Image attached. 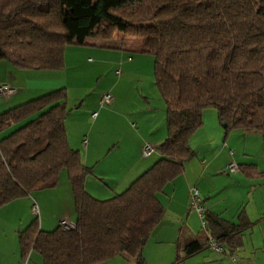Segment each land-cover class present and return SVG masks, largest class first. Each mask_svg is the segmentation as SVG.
I'll return each mask as SVG.
<instances>
[{
    "label": "trees",
    "instance_id": "1",
    "mask_svg": "<svg viewBox=\"0 0 264 264\" xmlns=\"http://www.w3.org/2000/svg\"><path fill=\"white\" fill-rule=\"evenodd\" d=\"M119 26L140 36L152 57L153 84L164 106L160 158L123 192L98 201L84 190L91 169L66 141L65 89L1 113L0 133L22 124L0 138V208L55 188L65 170L75 212L73 230L44 232L32 216L18 235L22 261L30 253L42 264L141 259L163 216L156 196L193 157L189 139L202 125L203 110H215L224 136L242 131L264 139V0H0V62L59 71L66 47L82 46L91 35L110 38ZM237 168L245 177L260 176L251 165ZM202 218L204 246H186L174 264L208 249V236L229 256L253 225L243 215L237 224L205 212Z\"/></svg>",
    "mask_w": 264,
    "mask_h": 264
},
{
    "label": "crops",
    "instance_id": "2",
    "mask_svg": "<svg viewBox=\"0 0 264 264\" xmlns=\"http://www.w3.org/2000/svg\"><path fill=\"white\" fill-rule=\"evenodd\" d=\"M84 43L82 46L92 47L90 52L107 55H99L95 65L90 64L91 73L96 75V83L91 89H82L86 94L74 100L71 107L64 103V108L69 111L64 120V130L68 146L77 151L82 164L91 169V174L84 179L85 192L98 201H104L123 192L160 158L157 149L166 135L164 106L152 93L155 87L149 81V74L146 88H134L137 83L140 88L144 84L147 60L142 58L151 56L143 52L140 36L127 35L119 26L110 38L91 35ZM74 46L64 49V67L59 71L17 70L6 62H0V84L8 83L15 89L10 98L0 95V114L57 89H65L69 98L72 88L66 82V66L70 64L75 69L79 62L87 64L77 56L80 52L69 49ZM111 50L119 52L116 53L117 60L112 59L111 54L114 53ZM66 54L71 57L69 61ZM103 92L110 93L114 99L106 109L98 106ZM92 113H96L95 118H91ZM201 118V127L189 139L193 157L184 164L183 173L156 196L163 208V216L149 237L151 245L148 252L153 256L142 250V264H152V257H155L156 264H170L177 255H183L186 246L195 242L204 246L205 233L202 227L200 229L198 214L188 209L191 187L198 192L200 206L206 214L228 224H237L238 217L243 215L253 224L242 233L241 247L232 252L236 264H264V139L258 133L242 131L224 136L213 111L203 110ZM9 129L1 132L0 138L7 136ZM145 142L153 145L155 152L142 159L140 148ZM230 162L237 166L251 165L260 176L248 178L239 171L228 173L226 166ZM58 199L64 207L59 212L51 209V206L57 208ZM32 203L37 205L40 225L52 223L53 227H58L61 220L74 224L70 186L67 179L59 181L58 178L55 188L33 192L0 208L1 248L13 246L16 239L11 235L16 223L18 227L23 225L26 228L33 220L29 212ZM16 214H19L18 220ZM27 258L29 261L31 256ZM0 264H19L18 257L10 258L3 252ZM182 264L231 263L226 254L203 249Z\"/></svg>",
    "mask_w": 264,
    "mask_h": 264
},
{
    "label": "rangeland",
    "instance_id": "3",
    "mask_svg": "<svg viewBox=\"0 0 264 264\" xmlns=\"http://www.w3.org/2000/svg\"><path fill=\"white\" fill-rule=\"evenodd\" d=\"M66 16L67 17L69 16V12L68 11H67V15ZM89 43L90 44H94L93 42H89ZM91 48H92L91 46H87V47L86 46H74V48H69V49H76V50H73V51L80 52L81 54L80 55H77V56H80L81 58H83L82 60L87 61V64H85L84 62H79V64L77 63V68H75V69H72V68H74V66L72 67V65H70V64L66 66L67 68H66V70L64 72V74L66 76V82H67L68 86L70 88H72V89L69 90V98H67V101L65 102L67 107H71L72 104H73L72 102L74 100H76L77 98H79L80 96H81L80 98H82L86 94V93L83 94L84 90L91 89V87L96 83V75L94 73H91L90 66L92 64L95 65V62H96L97 58H99L98 57L99 55H107V54L100 53V52L99 53H97V52L96 53L90 52L91 51L90 50ZM111 51H112L111 53H114V54H111V56L113 57L112 59L113 60H117V57H116L117 54L116 53H119V52L117 50H111ZM84 52H87V54L84 55ZM82 53H83V55H82ZM108 55H110V54H108ZM70 58L71 57L68 54H66L67 61H69ZM142 59L143 60L144 59L147 60V72L143 76V82H144V84L141 86V88L139 86V83H137L134 86V88H137L138 90L143 89V87L146 88L147 80H148V74H149V81H151V83L153 85L152 67H151L152 57L151 56H145V58H142ZM78 71H80V72H78ZM80 88H81V90H80ZM82 89H84V90L82 91ZM104 93L105 92H103L101 94H104ZM152 93H153V95H155V98L157 97L159 99L160 103H162V101L160 100V98L158 96V93H157V91L155 89H153ZM153 98L154 97H151L152 100H153ZM152 103H153V101H152ZM162 105H163V103H162ZM102 109H106V108H102ZM206 110L213 111L214 113H216L215 110L212 109V108H208ZM155 115L157 116L158 114H155ZM21 124L22 123H20L18 125H12L10 127V129H9V131H8L7 134H9L10 132H12L15 129H17ZM262 156H263V159H264V154ZM58 178H59V181L61 179H66L65 170H61L60 171V173L58 175ZM60 201L58 199V204H57L58 206L56 205L57 208L51 206V209L52 210H57L58 212L61 209H64L63 202L60 203ZM59 205H60V207H59ZM36 207H37V205H36ZM58 207H59V209H58ZM37 211H38V208H37ZM72 211H73L72 212L73 215H75L74 214V210H72ZM19 212L21 214V210ZM29 212H30V210H29ZM18 216H19V214H16V216H15V218H17V220H18ZM31 216L32 215L30 213V217ZM28 218H29V216H28ZM32 219H34V217H32ZM74 220H75V218H74ZM37 221H38V224H39V229H41L44 232H50V231H52V230H54L56 228V227H53V224L52 223L51 224H42V225H40V221H39L38 215H37ZM71 222H73V221H71ZM22 226L23 225H21V227H18V223H16V225L14 226V229H13V235H11L12 237H15L16 241L13 242V246H11L12 245L11 244V245H6V246H4L2 248L0 247V254L3 253V252H5L7 254V256L10 257V258H12V257H18L19 264H41L40 257L37 254H35V253H30L29 254V256H31V259L29 261L27 260L28 259L27 258L26 259V262H21L20 255H19L18 243H17L18 241L17 240H18V235L25 229V227H22ZM199 226H200V229H201V222H200V225ZM200 231L201 230H198V232H200ZM149 243H150V239L147 241V244L145 245V247L143 249L144 253H147L150 250V245L151 244H149ZM148 253H149V256H153V254L151 252H148ZM150 260L152 261V264H156L157 263L155 257L150 258ZM165 262H171V261H165ZM174 263L175 262H174V259H173L172 263H170V264H174ZM100 264H127V263L125 262V260L123 258L117 256V257H115L113 259H110V260H108L106 262H103V263H100ZM178 264H182V263H178Z\"/></svg>",
    "mask_w": 264,
    "mask_h": 264
},
{
    "label": "built area",
    "instance_id": "4",
    "mask_svg": "<svg viewBox=\"0 0 264 264\" xmlns=\"http://www.w3.org/2000/svg\"><path fill=\"white\" fill-rule=\"evenodd\" d=\"M119 72L117 71L116 74ZM15 94V89L12 88L8 83H1L0 84V95L4 98H10ZM114 102L113 96L110 93H104L100 96L98 106L99 108H106L109 107L112 103ZM96 113L91 114V118H95ZM155 152V148L153 145H151L149 142L143 143V145L140 148V157L142 159L148 158L151 154ZM226 170L228 173H235L237 172L238 168L237 166L233 163L230 162L226 166ZM188 209L196 212L198 214V217L201 222V227L204 228L205 224L203 222L202 214L203 210L200 206V198L198 196V192L196 191L195 188L191 187L189 188V204H188ZM30 213L32 216H37L38 211L37 207L34 203L30 206ZM58 226L63 229V230H73L74 225L70 224L64 220L59 221ZM207 248L210 251H213L215 253H224V249L217 244L211 237L208 236L207 238ZM228 258L231 264H235V257L231 254L228 253Z\"/></svg>",
    "mask_w": 264,
    "mask_h": 264
},
{
    "label": "water",
    "instance_id": "5",
    "mask_svg": "<svg viewBox=\"0 0 264 264\" xmlns=\"http://www.w3.org/2000/svg\"><path fill=\"white\" fill-rule=\"evenodd\" d=\"M219 123H220V126L223 128L224 127V123L221 120L219 121ZM135 263L136 264H142V260L141 259H137Z\"/></svg>",
    "mask_w": 264,
    "mask_h": 264
}]
</instances>
